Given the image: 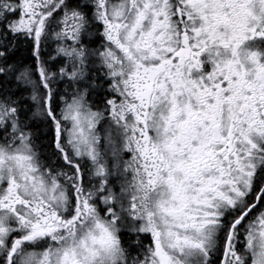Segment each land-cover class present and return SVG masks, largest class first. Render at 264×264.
Here are the masks:
<instances>
[{"label":"snow or ice","instance_id":"6c2138e0","mask_svg":"<svg viewBox=\"0 0 264 264\" xmlns=\"http://www.w3.org/2000/svg\"><path fill=\"white\" fill-rule=\"evenodd\" d=\"M0 264H264V0H0Z\"/></svg>","mask_w":264,"mask_h":264}]
</instances>
